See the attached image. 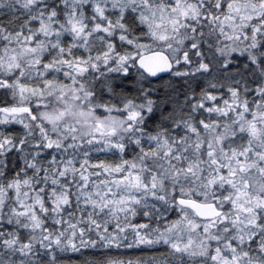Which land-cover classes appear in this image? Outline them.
I'll use <instances>...</instances> for the list:
<instances>
[{
  "label": "rangeland",
  "instance_id": "obj_1",
  "mask_svg": "<svg viewBox=\"0 0 264 264\" xmlns=\"http://www.w3.org/2000/svg\"><path fill=\"white\" fill-rule=\"evenodd\" d=\"M24 2L28 6L43 5L45 0ZM56 7H61L60 11L55 9L58 16L53 12L44 20L39 18L38 24L25 29L22 37L16 35L10 46L1 43L0 47V73L8 75L14 87L19 86V103L33 102L34 107L41 108L35 121L38 137L45 150L53 151L44 166L52 165L62 174L67 172L71 179L72 175L82 178L92 172L81 191L95 199L97 208L107 206L113 221L126 223L120 226V236H127L135 249L158 245L168 264H181L183 254H206L217 225L203 224L185 210L174 209L177 198H198L201 203L217 204L223 211L218 222L222 228L227 224L231 246L252 235L249 229L264 233V223L259 224L257 213L251 208L264 206V199H257L264 197V184L255 176L256 172L264 173V103H257V108L249 113L245 101L248 90L234 91L232 99L217 100V88L206 82L212 94L195 106L205 112L207 121L187 122L194 124L191 130L195 135L190 144H185V140L183 144L175 142L162 133L155 138L141 132L144 119L152 112L147 97L137 102L123 101L118 106L93 98V86L106 73H126L138 56L154 50L170 55L176 78L185 73L186 51L193 48L195 55H200V43L211 46L227 61L236 55L254 62L264 39V0H62ZM38 9L39 13L42 8ZM127 13L134 15L145 30L143 41L134 46L122 40L120 21ZM63 43L78 49L80 56L55 58L54 52ZM44 51H52L49 64L43 61ZM199 70L204 72L203 68ZM28 75L33 78L25 79ZM257 93L264 94V85ZM24 112L31 115L25 107L7 109L2 112L4 123ZM230 139L236 145H244V149H229L227 155L223 145ZM142 143L146 149H142ZM111 151L120 157L108 170L85 160L81 154L88 158L89 153ZM241 159L253 163L256 170L241 173L245 165L238 163ZM177 168L188 177L176 173ZM208 176L219 181V188L225 184L228 192L242 197L243 214L239 221L231 218V195L209 187L205 182ZM7 190L13 193L8 197H12L7 201L6 193H1L0 206L4 202L9 221L14 218L42 227L46 209L56 215L65 207L60 188L50 193L48 202L25 182L11 183ZM140 207H144V219L150 208L163 218L170 212L174 217L162 223L164 228L156 223L148 230L146 225L135 223ZM164 211H168L165 216ZM225 253L229 255L228 249ZM114 258L108 264H139L128 256Z\"/></svg>",
  "mask_w": 264,
  "mask_h": 264
},
{
  "label": "trees",
  "instance_id": "obj_2",
  "mask_svg": "<svg viewBox=\"0 0 264 264\" xmlns=\"http://www.w3.org/2000/svg\"><path fill=\"white\" fill-rule=\"evenodd\" d=\"M13 1L0 0V47L1 43H4L5 47L10 46L9 42L16 35L21 36L25 29L35 27L39 18L44 20L52 16L53 12L57 15L55 9L58 8L60 11L61 7L56 6L62 3V0H45L43 5L35 3L28 6L24 2L25 0ZM38 7L42 8L39 13L37 12ZM117 23L119 22L116 21L114 25H118ZM120 25L123 31V42L134 46L145 38L144 28L131 13L124 15ZM77 51L78 49H70L69 43H63L60 49L54 52V56L57 59L76 58L80 56L77 55ZM119 51H122L120 47ZM199 51L200 55H195V50L188 52L187 67H185L184 75L180 78H176L172 74L169 77L150 81L137 70L135 64L126 73H106L105 78L93 86V98L102 101L104 99L106 105L118 106L123 101L137 102L147 97L152 112L144 119L141 132L145 136L155 138L162 133L170 136L175 142H182V144L183 140H185V144H190L195 135V132L191 130L194 124L187 123L190 119L197 124L200 121H207L204 116L205 112L195 106L197 101L212 94V91L207 90L209 87L206 86V82L217 88V100L232 99L233 94L235 95L234 91L248 90V93L245 94V101L249 113L257 108V103H264V94L257 93V90L264 85V39L260 45V53L254 62L248 60L247 57L236 55L230 56L227 61L225 56L219 55L209 45H201ZM42 53H44L43 61L45 64H49V56L52 51ZM200 68H203L204 72L199 70ZM32 78L31 75L25 76V79L28 80ZM33 83L38 84L34 80ZM18 87L13 86L8 75L0 73V194L6 193L8 201L12 197V195L8 197L9 194H13L7 190L8 186L11 183L25 182L35 192L42 195L43 200L47 202L50 199V193L56 188H60L66 202L63 209L55 212L56 215H54V211L46 209V216H44V220L41 219L42 227H33L28 222L14 220V218L9 221L10 213L3 202L0 206V263L108 264L110 261L116 260L114 256L121 255L128 256L131 262L139 264H168L165 261V254L163 256L159 253L158 245L135 249L128 242L127 236H120V226L126 223L113 221L107 213V206L102 204L100 208H97L95 199L81 191L89 177L92 176V172L82 178L72 175L71 179V175L67 172L62 174L52 165L44 166L51 159L53 151L45 150L40 137H38L40 132L35 121L36 118L38 119L41 108L34 107L33 102L19 103L18 97H16ZM13 107L30 109L31 113L29 114L31 115L24 112L20 117L4 123L2 112ZM234 137H238V135ZM232 140L226 141L223 145L227 155L230 152L229 149L234 148L236 151L244 149V145H236ZM142 145L144 146L142 149H146L145 144L142 143ZM119 150L121 151V149ZM78 153L80 152L78 151ZM81 154L82 158L89 162H96L104 170L113 168L120 157L118 152L112 151L89 153L88 158H85L83 153ZM58 158L59 156L56 155L55 159ZM240 162L245 164L241 173L256 170L252 167L255 165L248 160H238V163ZM175 172L188 177L187 174L180 172L179 168ZM255 176L264 184V173L256 172ZM188 179L190 180V178ZM205 179H207L205 182L209 187L219 190L223 194L231 195L229 205L232 212L231 218L239 221V217L243 214L242 197L233 195V191L228 192L225 184V187L219 188V181L217 182L214 177L208 176ZM220 181L226 180L220 179ZM234 182L236 183V181ZM56 184H60V187ZM243 193L252 198L248 191ZM257 199H264V197ZM197 201H199L198 198ZM252 201L254 202V200ZM172 206L177 209L175 203ZM251 208L257 213L259 224L264 223V206L261 208L251 206ZM143 209L144 207L139 208L135 223L146 225L148 230L152 229L156 223L164 228L162 223L174 217V213L170 212L166 218H163L162 214H157L155 209L150 208L147 219H144L146 213L142 211ZM185 211L191 214L189 211ZM166 214L168 211L163 212L164 216ZM219 219L210 222L217 223V225L210 237L214 241L209 243L207 253L196 256L183 254L181 264H264V233H256L253 229H249L253 232L252 235L231 246V241L228 238L230 230H226L227 224L222 228L223 225L218 222ZM168 226L170 225H166V228ZM27 247H31V250H26ZM227 249L229 255L225 253ZM226 260L228 261L225 262Z\"/></svg>",
  "mask_w": 264,
  "mask_h": 264
},
{
  "label": "water",
  "instance_id": "obj_3",
  "mask_svg": "<svg viewBox=\"0 0 264 264\" xmlns=\"http://www.w3.org/2000/svg\"><path fill=\"white\" fill-rule=\"evenodd\" d=\"M135 67L149 80H158L170 76L173 65L170 58L163 52L154 51L139 56ZM177 207L190 211L200 222H211L221 217V210L214 203H201L194 199L178 198Z\"/></svg>",
  "mask_w": 264,
  "mask_h": 264
},
{
  "label": "flooded vegetation",
  "instance_id": "obj_4",
  "mask_svg": "<svg viewBox=\"0 0 264 264\" xmlns=\"http://www.w3.org/2000/svg\"><path fill=\"white\" fill-rule=\"evenodd\" d=\"M200 45H202V43H200ZM207 46V45H206ZM201 46H199L198 48H200ZM191 50H195V49H193V48H189L187 51H186V53L184 54V57L186 58V56H187V54H189L188 52L189 51H191ZM154 51H159V52H163V53H165L169 58H170V60H171V62H172V65H173V71H172V73H171V75L173 74V72L175 71V65H174V62H173V60L171 59V57H170V55L167 53V52H165V51H162V50H154ZM154 51H151V52H154ZM149 53V52H148ZM187 59V58H186ZM170 75V76H171ZM161 79V78H160ZM150 81H153V80H150ZM156 81V80H155Z\"/></svg>",
  "mask_w": 264,
  "mask_h": 264
}]
</instances>
